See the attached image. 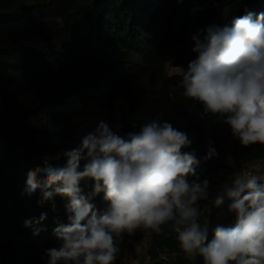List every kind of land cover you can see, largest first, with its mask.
<instances>
[{
  "label": "trees",
  "instance_id": "trees-1",
  "mask_svg": "<svg viewBox=\"0 0 264 264\" xmlns=\"http://www.w3.org/2000/svg\"><path fill=\"white\" fill-rule=\"evenodd\" d=\"M262 12L264 0H0V264H47L48 250L61 246L54 230L70 224L68 198L54 195L41 205L39 189L31 197L24 189L29 170L45 158L53 166L66 164L63 152L78 144L73 118L85 102L110 115L114 100H121L119 121L108 126L120 125L123 136L155 119L186 133L192 144L184 151L196 152L201 182L231 173L224 163L228 140L236 167L264 159V145L244 147L223 116L205 114L179 86L198 55L193 36ZM169 67L182 72L169 75ZM209 142L218 155L204 160ZM80 186L87 195L94 181ZM103 197L90 201L98 213L109 206ZM229 203L226 198L213 208L208 242L215 225H235ZM41 214L39 225L25 226ZM35 227L42 230L34 234ZM161 227L148 249L153 261L165 249L176 250L171 223ZM130 240L128 233L117 238L122 252L132 250ZM174 264H203V258L179 255Z\"/></svg>",
  "mask_w": 264,
  "mask_h": 264
},
{
  "label": "clouds",
  "instance_id": "clouds-1",
  "mask_svg": "<svg viewBox=\"0 0 264 264\" xmlns=\"http://www.w3.org/2000/svg\"><path fill=\"white\" fill-rule=\"evenodd\" d=\"M193 40L198 55L183 71V95L202 103L205 114L223 116L244 147L264 145V12L211 24ZM191 144L186 133L159 119L126 136L101 121L77 147L63 152L65 165L53 166L45 158L43 166L29 170L24 189L29 197L39 189L41 205L54 195L69 201L70 224L54 230L62 243L48 250L47 264H115L122 234L140 228L159 234L168 223L187 258L200 255L203 264H264V182L237 174L231 187L221 185L212 204L219 208L226 196L236 222L215 225L208 242L209 225L198 221L199 202L209 199V181L201 182L196 173V152L184 151ZM217 155L209 142L204 160ZM87 180L94 186L85 195L80 185ZM100 193L109 202L103 213L90 202ZM44 219L41 214L24 223L34 227ZM41 230L35 227L34 234Z\"/></svg>",
  "mask_w": 264,
  "mask_h": 264
},
{
  "label": "rangeland",
  "instance_id": "rangeland-1",
  "mask_svg": "<svg viewBox=\"0 0 264 264\" xmlns=\"http://www.w3.org/2000/svg\"><path fill=\"white\" fill-rule=\"evenodd\" d=\"M181 72L182 70L180 69H175L170 67L168 68L169 75H174ZM122 104L123 102L121 100L118 99L114 100L110 115L107 114L106 109H99L91 103L85 102L81 104L78 108L76 117L73 118V122L78 124V129L75 134V137L78 140V144L75 147H77L80 144L81 139L85 135H87L90 132H94L96 127L101 121L107 124L109 121H115V122L119 121L120 106ZM106 120L108 122H106ZM117 125L118 124L113 126V131L116 132L118 135L123 136L119 132V128L116 127ZM231 150H232L231 140H228L227 154L224 158V163L232 168L231 173L227 174L226 172L221 171L218 174V176L209 183V189H208L209 199L207 201H203L201 216L198 222L201 224L206 222L209 225V227L211 223L212 211L213 208L215 207L212 204V200L220 191L221 185L227 183L231 187L232 179L237 174L244 176L245 174L249 173L251 175H256L257 177H260V180H264V159L256 160L251 163H247L242 166L236 167L231 161ZM82 162L86 163V161L84 160H82ZM226 198L227 197L225 196V199ZM205 205H207V207H205ZM154 233L155 232L151 231L150 229L140 228L135 230L131 234V240H130L133 247L132 250L128 252H122L120 250L118 254L121 264H158L159 257L157 260L153 261L150 259V256L148 254V249L151 245L152 236ZM175 238L177 241L176 250L167 251V249H165V251L175 255L171 264H174V262L176 261L179 255L185 256V254L181 251L179 247V242L177 240V233L175 234ZM195 257H192L190 259H195Z\"/></svg>",
  "mask_w": 264,
  "mask_h": 264
},
{
  "label": "built area",
  "instance_id": "built-area-1",
  "mask_svg": "<svg viewBox=\"0 0 264 264\" xmlns=\"http://www.w3.org/2000/svg\"><path fill=\"white\" fill-rule=\"evenodd\" d=\"M106 122H108V121L106 120ZM247 174H249V173H247ZM174 256H175L174 254L169 253L167 251L162 252L159 256L158 264H171Z\"/></svg>",
  "mask_w": 264,
  "mask_h": 264
}]
</instances>
